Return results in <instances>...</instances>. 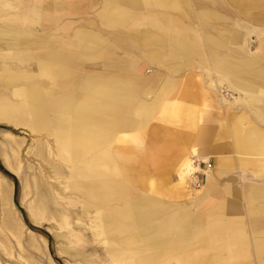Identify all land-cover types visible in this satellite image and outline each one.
I'll return each instance as SVG.
<instances>
[{
    "label": "crops",
    "instance_id": "0c3cea01",
    "mask_svg": "<svg viewBox=\"0 0 264 264\" xmlns=\"http://www.w3.org/2000/svg\"><path fill=\"white\" fill-rule=\"evenodd\" d=\"M0 1L3 8H12L10 12L15 14L20 12L21 0ZM214 5L233 10L237 24L232 26L227 24L228 19L212 9ZM95 6H98L99 12L86 24L94 25L100 33L90 31L79 23L78 27L69 33L72 23L64 24L56 28L53 39L43 47L42 43L34 46L29 44L35 39L30 33L31 20L20 26L19 33L12 29L0 30V52L5 48H11L13 53H16L14 50H18L13 54V59L35 60L37 70L36 74H24L25 78L15 81L4 79L2 73L0 81L4 85L22 82L27 85L21 87L22 89L33 87L35 97L41 99L36 104L40 112L47 115L51 108L55 107L61 117L60 130L66 131L71 127L73 106L90 96L100 82H106L110 87L125 85L123 91L117 89L110 91V95L113 94L112 131L102 146L96 150L108 145L106 150L99 152L107 153L110 164L111 161L118 164L120 175L123 174L121 170L132 172L131 164L139 163L138 180L137 183L131 182V200L125 208L134 206L139 209V216L129 220L130 226L134 224L137 230L155 228V232L147 239H154L167 245V248H161L162 253L157 251L161 256L157 264H169L170 257L197 248L203 249L204 246L205 249L215 250L219 254L194 253L181 256L176 260L177 264H188L186 261L191 257H196L197 262H200L198 258L203 257L211 264H215L213 258L217 257L232 256L244 260L250 256H260V251L264 249L257 247L259 242H264V13H261L264 10V0H36L31 4L30 10L36 14L39 26L46 28L50 20L57 25L61 24L63 14L82 15ZM201 9L206 10L200 15L198 13L201 25H193L196 20H193V23L184 22L179 15L183 10L199 12ZM2 19H8L10 22L20 21L16 15L8 12L0 16V20ZM192 19L197 18L193 15ZM210 20H215L219 26L217 37H211L207 32L201 33L202 31L194 28L197 26L201 30L202 26L208 29ZM101 33L105 34V37L102 38ZM247 33L253 34L257 40L260 56H253L252 52L245 56L230 57H222L220 54L221 57L217 60L216 57L208 60L211 54L208 56L204 53L202 48L204 44H220L217 50L222 53V49L224 50L222 41L225 40L246 51ZM118 36L139 50L140 47H144L145 57L149 62L163 64L171 72L178 68L179 62L191 64L199 60L197 63L205 67L213 65L207 71L213 72L214 84L226 83L224 88L227 93L216 96L220 102L213 103L212 93L209 92L207 95L204 91L207 88L202 89L200 82L195 78L196 74H193L189 80L194 84L196 91L190 93L189 97L185 96L187 100L183 98L185 92L181 93L177 101L161 110V122L163 120L166 122L171 116L172 124L150 123L151 129L148 128L150 131L144 130L141 125L150 118L154 110L158 109L159 99L171 92L162 96L159 92L160 87L154 96H150L149 99H152L150 102L146 103L139 98V94L140 97L144 96L143 92L138 91L141 87L140 82L129 81L127 78L128 58L124 59V63H120L112 49L114 46L111 47L112 45L105 42L114 41ZM97 52L106 55L112 63L87 65L78 59L81 56L89 60L98 55ZM141 52L143 50H140ZM85 65L99 68L100 71H83L82 67ZM144 67L149 68L145 64L143 69ZM43 68H50L60 76L53 94L46 91L49 89V83L41 79ZM167 82L172 83L173 89L175 84L170 80L164 83ZM62 103L64 107L58 108V104ZM64 120L68 123L67 127L63 126ZM44 122L42 128L49 129L51 125L49 126L45 119ZM137 126H141L140 136L144 137L148 147L147 154L132 156L143 161L142 163L140 161L128 163L122 161L123 155L131 156L126 142L121 139L115 140L117 144L115 149L111 144L118 131ZM29 129L32 130L30 127ZM150 143L155 144L150 146ZM191 151L194 156L203 161L209 160L212 164L209 163L211 170L205 173V184L195 201L190 200L185 205L161 202L151 196H142L137 191L136 184L139 186L147 184L145 180L140 184L139 178L144 179L146 168H154L148 163L154 159L159 162L158 168H154L155 175L161 178L157 187L161 184H170L172 172H176L180 180L178 164L188 158ZM108 171L111 175L114 168L110 165ZM183 183L178 181L176 185ZM177 186L171 190L173 189L174 198L181 200L183 194ZM184 186L188 189L186 184ZM154 214L158 217L152 219ZM141 237L146 238L140 236V240ZM232 239L236 241H231ZM140 251L147 253L146 247L142 244ZM140 263L154 264L150 260Z\"/></svg>",
    "mask_w": 264,
    "mask_h": 264
},
{
    "label": "rangeland",
    "instance_id": "374dc122",
    "mask_svg": "<svg viewBox=\"0 0 264 264\" xmlns=\"http://www.w3.org/2000/svg\"><path fill=\"white\" fill-rule=\"evenodd\" d=\"M35 1L36 0H21L20 12H16V14L9 11L12 10V8H3L2 2L0 1V16L8 12L9 14L16 15L17 19H20L19 22H10L8 19L0 20V30L12 29L14 32L19 33L20 26L31 20L30 33L35 37V39L29 43L31 45L33 44L32 46L39 43L46 46L51 39H53L54 33L57 30L56 28L64 24L70 25L72 23L69 33L73 32L72 30L78 27V23L80 26L90 31L93 30L96 33H100L98 32L99 29L94 27V25L90 26L86 24L90 21L91 17L99 12L98 6H95V8L82 15L63 14L61 24L57 25L54 21L50 20L46 28H41L37 22L38 18L36 14L34 11L30 10L31 4H34ZM212 9L219 15L227 18V24L230 26L236 24L233 10L224 9L217 5H214ZM204 12H206V10L201 9L199 15ZM261 13H264V10H262ZM179 15H181L180 17L183 18L184 22L191 21V23H193L194 19H192V17L195 15L197 18L195 19L196 24H202L197 10H183ZM215 22V20H210L208 29H204L202 26H200L201 30L197 26H194V28L197 31H202L201 33H203V31L207 32L211 37H217L218 35L216 32L220 30ZM5 36H7L6 33ZM100 36L103 38L105 34L101 33ZM114 37H116V35H114ZM246 38L249 43L245 44V48L247 47L246 51H243L239 46L225 40H221L222 46L224 47L222 53L217 50L220 44L214 45L206 43L202 48L206 55L209 56L211 54L208 60L214 59V57H216L215 60H217L218 57L221 56H245L246 54L249 55L250 52L253 53V56H260L257 48V40L254 35L248 34ZM105 42L110 46L112 45L111 47L114 46L112 49L116 52V57L120 63H124V59L128 58L129 67L127 69L129 70V76L127 78L129 81L140 82L141 87L138 91L143 92L142 95L144 96L147 95L146 97H140L141 94H139V98L143 99L144 102H150L152 100L149 99L150 96H154L167 80L175 84L168 96L159 99L158 109L154 110L150 118L141 125L144 127V130L150 131V123H163L165 120L161 122V110H165L167 106L177 101L181 93L185 92L189 95L196 91L193 87L194 84L189 80L193 74H196L195 78L197 82H200L199 84L203 87L202 89H204V87L207 88L204 89L205 93L207 95L209 92L212 93L213 103L218 104L220 101L217 97L227 93L224 88V84L226 83L218 82L214 84L215 77L213 72L207 71V69L211 68L213 65H206L205 67L203 64L197 63L200 62L199 60H195L193 61L194 63L191 64L179 62L178 68L171 72L168 71L163 64L149 62L147 57H145L144 47H140V50H143V52L140 53V50L135 47V45L129 44L127 41L124 42L119 36L114 41ZM14 51L17 53L18 50ZM97 53L98 55H94L89 60L81 56H79L78 59L84 61L87 65L112 63V60L106 55L99 52ZM13 58V50L11 48H5L3 52H0V76L4 71L3 68H5V72L8 71L10 74L29 75L37 73L35 60L28 59L18 61ZM203 61L204 60H202V63ZM144 64L149 68L144 67L143 69ZM82 70L100 71L99 68H92L86 65L82 67ZM180 79H184V81ZM25 86L27 85L22 82L4 85V83L0 81V104L4 106L7 104H15L16 107H26L27 104L24 100L13 97L14 90ZM223 103L226 104L225 102ZM40 113V116L44 117L46 123L48 122V125H51L49 129L45 130L42 128L45 124L42 118L40 122L36 121L40 129L34 131L30 130L24 123L15 125L7 120H0V264H122L121 262L125 264H142L136 260L133 261L136 253L141 249L140 241H133V239H130L132 236L136 237L133 233L137 232V226L131 224V226L126 229L125 225H128L127 223L130 221L124 220L120 214L125 209V205L131 200L130 190L132 184L124 181V173L120 175L118 164L116 165L111 161V164L106 165L108 161L107 153H101L99 151L106 150L108 145L96 150V152L85 154L76 161L62 160L57 155L60 144L53 136L54 133L65 131L60 130L59 127V120L61 117H59L55 107L51 108V112L47 115L44 114V112ZM186 115L187 114H185V116ZM26 120L28 121L29 118H26ZM167 120L164 123L172 124L173 118L171 116ZM63 123V126L67 127V121L64 120ZM141 126L118 131L111 147L115 149L117 147L115 140L121 139L126 142L129 148V155L134 157L146 156L148 147L146 146L144 137H142V139L140 136V131L142 130ZM149 127L150 129H148ZM152 144L155 143H150V146ZM192 158H194V155ZM123 163L122 164L125 165V162ZM197 163H200V168L192 173L191 178L194 177L195 181H192V179L189 180V185L188 176L190 174L184 178L186 182L183 179V185L178 184L177 186V173L172 172L171 183L161 184L157 187L158 181L161 178L156 177V170L154 168H146L143 178L147 184L142 186L136 184L137 191L142 196H151L161 202H171L173 204L180 203L181 205H185L186 202L190 200L195 201L196 197L202 192L203 185L205 184V173L209 171V169L206 168V164H211V162L208 160L206 162L199 161ZM110 165L114 168V173H111V175H109L108 171ZM127 165L130 166V164ZM131 168L133 171L130 177L132 178V182L134 181L137 183L140 165L139 163H133L131 164ZM73 169H75V171H73ZM53 171L59 174L61 177L59 180L55 181L53 179ZM73 173L78 177L74 176ZM110 181H112L116 189V196H124L120 199L117 198L116 201H113L114 203L112 202L105 206H100V203L97 201L95 202L87 197H83L76 191L69 192L66 187L70 185L76 188L78 182L100 186ZM185 184L188 186V189L185 188ZM175 186H177L183 194L181 200L174 198L173 189L171 190V188ZM163 188L165 190H163ZM7 190H9L10 197L9 209L4 205L1 198L2 192ZM178 193L179 191H177V194ZM44 205L46 208L44 213L45 218L43 220L36 219V208H41ZM84 206L90 207L89 212H84ZM63 209L67 210L70 221V225L64 228L59 226L60 221L58 220V214L61 213ZM110 212L112 214L114 213V217L113 221L108 224L105 219ZM157 217L158 215L154 214L151 218L154 219ZM96 220H99L97 222L101 221L100 223L102 225L100 226V223L98 224L95 222ZM5 223L9 224V228L5 226ZM100 232L101 234H99ZM97 233L99 234L98 236L96 235ZM100 235H102L101 238ZM70 241L73 243L69 244ZM104 246H107V249ZM205 248L206 246H204L203 249L197 248L185 251L170 257L168 262L169 264H177L176 260L180 259L181 256L193 255L194 253H218L215 250H207ZM220 253L225 254V252ZM260 253L261 255L258 257L250 256L244 260L232 256L213 259L215 264H264V249L261 250Z\"/></svg>",
    "mask_w": 264,
    "mask_h": 264
},
{
    "label": "bare ground",
    "instance_id": "6f19581e",
    "mask_svg": "<svg viewBox=\"0 0 264 264\" xmlns=\"http://www.w3.org/2000/svg\"><path fill=\"white\" fill-rule=\"evenodd\" d=\"M84 8H85V6H84ZM249 33H251V31ZM19 56H20V54H19ZM76 59H77V57H76ZM3 69H4L3 77L6 80L15 81V80H18L20 78L23 79L26 76L24 74H16V73L15 74H10V73H8V71L5 72V68H3ZM75 71H76V69H75ZM40 76H41L42 80L47 81L49 83V85H50L49 89H46V91L48 90L49 94H53V89H54V87L57 84L56 81H60L59 74H57L56 71H54V70H52L50 68H43L41 70V75ZM90 81H91V79H90ZM172 86L173 85H172L171 82L164 83L161 86V88L159 89L160 94L162 96H164L169 91L171 92ZM124 88H125V85H123V84L116 85L115 87L111 85V87H110L109 85L106 84V82H104V83L100 82L97 86H95V90L90 93V96L88 95L87 97L84 98L85 100L78 101V103H76L77 105L73 106V108L71 109L72 112H71V127L69 126L70 129L68 131L65 130L66 132L64 131V132H60V133H54V135H53L58 140V142L60 144V146L58 148L57 155L62 160H70V161L71 160H73V161L75 160L76 161L77 159H80L81 157H83L85 154L91 153L94 150L98 149V147L102 146L103 141L106 139L107 136H109L108 134L112 131L113 120H112V116H111V111H112V104H113V102H112L113 101V99H112L113 98L112 97L113 94L110 95V91H111V89H113V90L117 89L118 91H123ZM185 96L189 97V95H187L185 93L183 95L184 99H185ZM13 97L21 98L22 100H24V102H26L27 106L26 107H21V106L20 107H16L15 104H11V103H10L11 105L7 104L8 106L7 105L4 106V105L0 104V120H7L9 122H12L15 125H17V124L20 125V124L24 123L25 126L30 127L33 131L34 130H39L40 127L37 126L36 121L40 122L41 118H42V120L44 118L40 116V111L41 110L36 105V104H38L40 102L41 99L37 98L38 96L35 97V92H34L33 87L28 86V88H23V89L20 88V89L14 90L13 91ZM185 100H187V99H185ZM61 106L64 107L63 103L60 104V105L58 104L57 107L58 108L60 107V109H61ZM26 118H29V120L27 121ZM14 155H15V153H14ZM193 155L194 154L192 152L188 158H186L180 164H178L179 165L178 166V168H179L178 169V173L180 175L179 176L180 180L178 179L179 182L180 181L183 182V179L185 177H187L188 174H190L188 176V185H189V180L192 179V181H195L194 180L195 178L194 177L191 178V175H192V173L195 170L198 169L197 162H199V161L206 162V161H203L201 158H198L196 156H194L195 159L192 158ZM122 159H123L122 161H125V162H128V163H132V162H136V161H140L141 163L143 162V161H141V160H139L137 158H133L132 156H126V155H123ZM78 163H79V161H78ZM148 163L152 167L158 168L157 166L159 165V162L156 161L155 159L150 161V162H148ZM109 164H110V162L107 161L106 165H109ZM210 169H211V165H210L209 170ZM69 170H70V168H69ZM73 171H75V169H73ZM121 171L124 173V176H125L124 181L126 183H128V182L131 183L132 182V179H130L131 172L129 170H121ZM74 176H77V175L74 174ZM52 177H53V179L55 181H57V180H59L61 178L59 176V174H57L55 171H53V176ZM143 181H144V179L139 178L140 184H142ZM184 181L186 182L185 179H184ZM0 185H1V183H0ZM66 187L69 190V192L76 191V192L80 193V195L83 196V197H87V198H89V199H91V200H93L95 202L97 201L98 203H100V206H105V205L111 204L113 201H116L117 198L120 199V198H122L124 196V195L116 196V189L114 188V186L112 184V181H110L108 183H103V185H100V186H93V185H89V184H84V183L78 182L77 185H76V188L72 187L70 185L69 186L67 185ZM126 193H125V195H126ZM1 198H2V201H3L4 205L6 207H8V209H9L10 208L9 190L2 192ZM91 206H92V204H91ZM83 209H84V212L87 213V212H89L90 207L89 206H84ZM35 211L37 212V216L35 217L36 219L43 220L45 218V214H44L45 211H46L45 205L43 207H41V208H36ZM67 213H68L67 210L63 209L62 212L58 214V217H59L58 220L60 221L59 226L62 227V228L68 227L70 225V221H69ZM120 214H121V216L123 217L124 220H127V221H129L131 219L134 220L136 217L139 216V209H138V207L129 206L128 208H125L122 211V213H120ZM113 217H114V213L112 214L110 212L109 215L105 219L108 224H110L113 221ZM52 219H54V218H52ZM138 220H139V218H138ZM97 221H99V220H96L95 222H97ZM100 222H97V223L99 224ZM127 224L128 225H125L126 229L128 227H130V222L127 223ZM101 225L102 224L100 223V226ZM5 226H7V228H9V224L8 223H5ZM99 229H101V228H99ZM97 230H98V228H97ZM138 230H137V233H133V234L136 235V237L132 236V238H130V239H133V241H135V240L141 241L142 243L141 242L140 243L144 247H146L147 253H145L143 251L137 252L135 257L133 258V261L136 260L138 262H142V261H145V260H150L152 263L157 264L158 263V259L161 257L159 253L160 252L162 253L161 248H167V245L165 243L156 242L154 239H150V240L147 239L149 235H151L152 233L155 232L154 231L155 228L146 227L143 230H140L138 228ZM174 231L175 230H173V232ZM178 231L182 233L181 230H178ZM99 234H101V232ZM99 234L97 233L96 235L98 236ZM102 235H104V234H102ZM102 235H100V238H101ZM179 235L181 236L183 234H179ZM140 236H144V237L146 236V238L142 239V237H141V240H140V238H139ZM231 241H236V240L232 239ZM231 241H228V242L230 243ZM72 243L73 242H71V241L69 242V244H72ZM104 247L106 248L107 246H104ZM257 247L259 249L264 248V242H259V244H257ZM168 252H170V249H169ZM168 252L166 254H168ZM114 255H115V253H114ZM198 260H200V262L196 261V257H191V258H189V261H186V262L188 264H211L210 262H208V260H206L203 257L201 259L198 258ZM121 263L125 264L123 262H121ZM182 263H184V262H182Z\"/></svg>",
    "mask_w": 264,
    "mask_h": 264
},
{
    "label": "built area",
    "instance_id": "2783aa9c",
    "mask_svg": "<svg viewBox=\"0 0 264 264\" xmlns=\"http://www.w3.org/2000/svg\"><path fill=\"white\" fill-rule=\"evenodd\" d=\"M197 167H198V169L200 168V163H197ZM206 168H208V169L210 168V164L209 163L206 164Z\"/></svg>",
    "mask_w": 264,
    "mask_h": 264
}]
</instances>
